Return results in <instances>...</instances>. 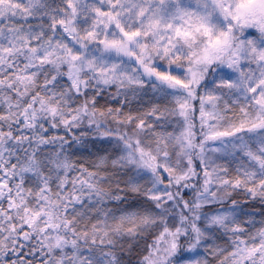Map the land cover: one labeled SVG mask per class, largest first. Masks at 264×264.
<instances>
[{
	"label": "snow or ice",
	"instance_id": "6c2138e0",
	"mask_svg": "<svg viewBox=\"0 0 264 264\" xmlns=\"http://www.w3.org/2000/svg\"><path fill=\"white\" fill-rule=\"evenodd\" d=\"M0 264H264V0H0Z\"/></svg>",
	"mask_w": 264,
	"mask_h": 264
}]
</instances>
